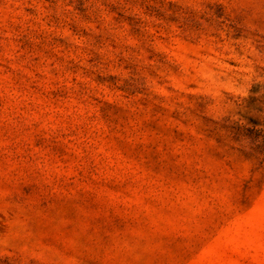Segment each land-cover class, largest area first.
<instances>
[{"label":"rangeland","instance_id":"1","mask_svg":"<svg viewBox=\"0 0 264 264\" xmlns=\"http://www.w3.org/2000/svg\"><path fill=\"white\" fill-rule=\"evenodd\" d=\"M0 264H264V0H0Z\"/></svg>","mask_w":264,"mask_h":264}]
</instances>
